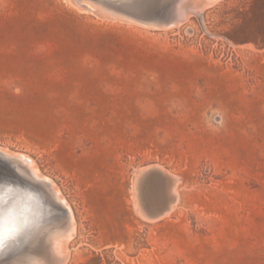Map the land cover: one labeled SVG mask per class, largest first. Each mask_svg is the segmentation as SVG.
Here are the masks:
<instances>
[{
  "label": "rangeland",
  "instance_id": "374dc122",
  "mask_svg": "<svg viewBox=\"0 0 264 264\" xmlns=\"http://www.w3.org/2000/svg\"><path fill=\"white\" fill-rule=\"evenodd\" d=\"M89 1L0 0V153L71 206L65 264H264V0Z\"/></svg>",
  "mask_w": 264,
  "mask_h": 264
},
{
  "label": "bare ground",
  "instance_id": "6f19581e",
  "mask_svg": "<svg viewBox=\"0 0 264 264\" xmlns=\"http://www.w3.org/2000/svg\"><path fill=\"white\" fill-rule=\"evenodd\" d=\"M184 1L186 0H183L182 3ZM216 1L217 0H208L207 6H210ZM73 2L78 5L77 7L81 6V7L87 8V10L89 9V11H91L92 8L96 9L95 6L93 7L92 5L89 4V2H91L89 0L88 2H85L84 0H73ZM180 6H182V4ZM205 7L206 6L197 5V7L193 8V11L191 13L197 14V16L201 20H203V12H204ZM115 9H117V7ZM81 10L82 9H80V11ZM87 10H86V13H87ZM100 11H102V8ZM104 11L106 10L104 9ZM180 16H181L180 19L181 18L185 19L188 16H190V14L186 11L181 10ZM112 18H113V15H112ZM178 24L181 25V23H178ZM169 25L171 27L172 26L174 27L177 24L176 22H170ZM170 26H167V27H170ZM163 28L160 27V29H163ZM5 149H8V148H5ZM2 153H0V165L4 166L5 169L10 171V174H9L10 178L0 177V264H65V263H68L66 262L69 256L68 244H70L69 241L72 240L73 237L75 236V232L77 228L76 219H75L74 212L71 206L69 205L66 198H64V195H62L61 191L59 190L60 188L56 186L57 183L55 182L56 183L55 184L53 180H51L48 176H45L41 172L37 164H35L29 157L23 154L12 152L11 150V153H9L10 154L9 155L10 159H9L3 155L4 153L3 154ZM151 167L154 169L152 170L153 174L159 173V171L164 170L162 169L160 165L154 164ZM169 173L171 174L172 172L169 171ZM136 174H139V173L137 172ZM159 174L161 175V173ZM165 175L166 174H164L163 176L164 178L166 177ZM172 176L173 175H171V177ZM135 177L138 178V176H135ZM171 177L169 176L170 179ZM137 178L135 179L137 180ZM169 178L168 180L170 181ZM143 179L144 178H142V182H143ZM157 179L158 177L156 178V180ZM153 180H154V177H153ZM153 180L151 179L154 186L157 185L155 184L156 181H153ZM171 180H174V181H171V184L172 183L174 184V182H176L174 178H172ZM161 181L159 180V182ZM166 181L167 179H165V182ZM37 185L41 187L39 188L37 187ZM142 185H145V184H142ZM167 185L169 186V184ZM167 185L166 187H168ZM175 188H172L170 190H168L169 187L168 189L166 188L169 191L168 193L170 194V197H171V205H170L171 207L167 212H166L167 209H165L164 211L165 214L166 213L168 214L169 212L173 213V210H175L176 202L178 201V194H177L178 192L175 190ZM163 190L164 189H162L161 191H158L157 193L163 192ZM46 193L49 198L45 196ZM137 193H140V192L137 191ZM141 194H144L147 197V195H149L150 193L148 192V189H147V191L145 190L143 193L141 192ZM141 194L138 195L139 199H140ZM155 195H158V194H155ZM159 195H161V193ZM160 197H163V196H160ZM145 198H142V200ZM151 199L150 200L152 203L153 198L151 197ZM156 201H155V204L157 206L158 204L156 203ZM159 202L160 201H158V203ZM139 205L140 204H136L137 207L135 208V211L137 209L138 212L141 214L140 217L143 216V219H145V221L154 223L155 221L162 219L163 217L162 214L159 216H149V215L143 214L145 211L143 210L144 212H142V210L140 209L141 205L140 206ZM160 208L157 211H163V209L160 210ZM151 213H152V210H151ZM165 214L164 216H166Z\"/></svg>",
  "mask_w": 264,
  "mask_h": 264
},
{
  "label": "water",
  "instance_id": "95a60500",
  "mask_svg": "<svg viewBox=\"0 0 264 264\" xmlns=\"http://www.w3.org/2000/svg\"><path fill=\"white\" fill-rule=\"evenodd\" d=\"M192 9V8H191Z\"/></svg>",
  "mask_w": 264,
  "mask_h": 264
}]
</instances>
